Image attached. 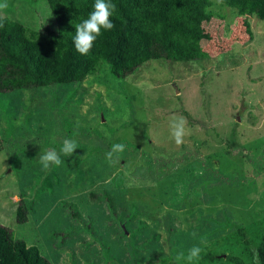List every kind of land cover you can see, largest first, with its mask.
Segmentation results:
<instances>
[{"label": "rangeland", "instance_id": "1", "mask_svg": "<svg viewBox=\"0 0 264 264\" xmlns=\"http://www.w3.org/2000/svg\"><path fill=\"white\" fill-rule=\"evenodd\" d=\"M182 1L205 60H151L123 79L104 66L80 83L0 94V226L52 264L222 252L264 220V0ZM5 2L1 17L56 30L45 0ZM173 116L187 121L181 145ZM66 138L76 151L45 171L40 156Z\"/></svg>", "mask_w": 264, "mask_h": 264}, {"label": "trees", "instance_id": "2", "mask_svg": "<svg viewBox=\"0 0 264 264\" xmlns=\"http://www.w3.org/2000/svg\"><path fill=\"white\" fill-rule=\"evenodd\" d=\"M45 1L56 30L37 31L0 16V94L80 83L104 66L114 78L123 79L151 60L190 63L208 57L197 44L195 31L179 16L186 7L182 0H111L116 6L115 27L103 32L87 56L76 51L73 38L75 26L88 17L95 0ZM15 215L19 224L25 223V206L19 205ZM231 237L222 252L206 251L198 264H264V220L238 228ZM234 247L238 255L231 253ZM0 264L52 263L35 245L27 246L0 226ZM147 264L187 263L171 258Z\"/></svg>", "mask_w": 264, "mask_h": 264}, {"label": "clouds", "instance_id": "3", "mask_svg": "<svg viewBox=\"0 0 264 264\" xmlns=\"http://www.w3.org/2000/svg\"><path fill=\"white\" fill-rule=\"evenodd\" d=\"M8 7L7 3H0V10H4ZM116 11V6L111 3V0H95L93 10L89 13L88 17L81 23L75 26V34L73 43L76 51L87 56L93 49L97 39L103 35L105 31H111L115 25L112 22V17ZM2 27V25H0ZM171 136L177 145H181L184 142L185 137L189 134L187 128V121L183 117L173 116L170 119L169 124ZM77 149V143L75 140L66 138L58 153L55 149H50L40 156V163L45 171L51 167H60L63 161L61 160L60 153L65 156H71ZM125 145L123 143H117L112 146L106 156L111 162L114 154L123 153ZM202 242L203 239H202ZM202 249L199 246H193L188 250L187 255L183 251L179 252L176 256L177 262L187 261V264H194L201 258Z\"/></svg>", "mask_w": 264, "mask_h": 264}]
</instances>
